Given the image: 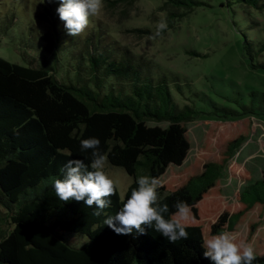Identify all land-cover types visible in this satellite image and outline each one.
I'll return each mask as SVG.
<instances>
[{
	"label": "trees",
	"instance_id": "trees-1",
	"mask_svg": "<svg viewBox=\"0 0 264 264\" xmlns=\"http://www.w3.org/2000/svg\"><path fill=\"white\" fill-rule=\"evenodd\" d=\"M107 1L116 8L135 0ZM245 2L257 9L264 6L260 0ZM31 3L0 0V15L4 13L0 28L20 26L19 9ZM58 3L42 4L40 16L49 27L43 33L45 49L58 60L63 48L83 40L78 56L87 86L59 81L47 60L35 67L0 58V207L11 225L0 228V264H214L204 256L202 244L208 236L231 231L238 241L254 242L264 221V168L262 178L253 183L247 168L228 163L250 137L256 111L246 108L250 116L211 122L192 163L159 182L170 165L183 164L191 149L187 126L191 116L178 107L165 77L156 79L130 61L122 62L116 49L105 55L111 38L102 22H90L85 39L81 33L69 35L56 12ZM164 4L181 18L201 2L164 0ZM180 8L186 11L178 12ZM243 43L250 66L264 70V39L255 42L244 36ZM110 77L121 82L114 84ZM88 137H98L109 164L133 178L124 198L137 187L136 177L148 174L159 182L160 202L168 205L165 216L175 213L176 201L187 203L186 239L169 241L149 225H142L143 232L116 233L103 221L123 203L118 188L99 216L93 214L95 205L56 196L52 180L61 178L66 161L92 159L91 149L80 150V140ZM224 170L238 190L236 202L223 194ZM251 211L258 217L242 225L243 216ZM76 238L83 241L77 243ZM253 264H264V253L256 254Z\"/></svg>",
	"mask_w": 264,
	"mask_h": 264
},
{
	"label": "rangeland",
	"instance_id": "rangeland-1",
	"mask_svg": "<svg viewBox=\"0 0 264 264\" xmlns=\"http://www.w3.org/2000/svg\"><path fill=\"white\" fill-rule=\"evenodd\" d=\"M47 1L31 0L29 8L19 9L20 26L8 30L5 26L0 28V58L35 67L44 65L47 60L59 81L86 87L82 57L78 56L85 46L83 40L80 44L71 43L68 49L63 48L58 60L45 49L43 33L48 32L49 27L40 13L44 12L42 4ZM197 1L201 2L199 6L179 18L172 15L175 11L167 7L164 0H135L116 8L109 7L108 1L103 0L101 11L91 17L90 22L100 21L107 27L111 40L105 55H113L116 49L122 62L130 61L156 79L165 77L174 101L192 118L187 123L191 149L185 161L182 166L170 165L159 182L166 180L169 172H178L192 163L211 122L236 121L250 116L246 108H253L256 114L251 118L250 137L235 151L228 167L236 163L251 168L255 183L262 177L259 167L264 166V159L258 166V163L253 164L252 158L258 150L264 158V70L250 66L243 41L244 36L255 42L264 39V6L257 9L254 5L248 6L245 0ZM259 3L264 4V0ZM162 18L168 27L159 37H154L156 24ZM85 31L86 28L81 39H85ZM109 80L114 84L121 82L116 77ZM114 87L120 94V86ZM106 170L118 182L120 196H125L133 178L108 161ZM220 179L224 196L229 202H235L236 187L229 183L226 170ZM256 217L258 215L251 211L243 216L241 224ZM9 222L0 207V228L11 229ZM76 241L83 240L76 238ZM251 244L256 254L264 253V221Z\"/></svg>",
	"mask_w": 264,
	"mask_h": 264
},
{
	"label": "clouds",
	"instance_id": "clouds-1",
	"mask_svg": "<svg viewBox=\"0 0 264 264\" xmlns=\"http://www.w3.org/2000/svg\"><path fill=\"white\" fill-rule=\"evenodd\" d=\"M102 7L103 0H59L56 12L66 32L75 36L85 30L90 18L98 15ZM167 27V21L160 19L153 36L159 37ZM99 145L98 137L81 139L80 150L91 149L92 159L88 163L79 158L67 160L61 168V178L52 180V187L60 200L75 199L88 206L95 205L93 214L98 216L104 214L111 204L109 197L115 193L118 183L106 170L107 156ZM135 182L137 187L131 190L127 198L121 195L122 205L114 215L105 214L103 223L118 234H128L134 229L143 232L142 225H149L169 241L186 239L188 232L183 221L190 211L187 203L176 201L173 205L175 213L165 216L168 205L160 202L158 180L142 174L136 177ZM202 246L205 249L204 256L209 257L214 264H253L256 258L252 244L238 241L231 231H220L208 236Z\"/></svg>",
	"mask_w": 264,
	"mask_h": 264
},
{
	"label": "crops",
	"instance_id": "crops-1",
	"mask_svg": "<svg viewBox=\"0 0 264 264\" xmlns=\"http://www.w3.org/2000/svg\"><path fill=\"white\" fill-rule=\"evenodd\" d=\"M250 150H251V149H250ZM258 155H259V156H258ZM247 157H248V155H247ZM247 157H246V158H247ZM250 157H251V156H250ZM246 158H245V159H246ZM252 158H253V160H254V163H253V164L256 165V163H258V166H260L259 164L262 163V159H264V158H262L261 153H260L259 150H258L257 152L254 153V155H253ZM256 160H257V161H256ZM181 166H182V165H181ZM263 168H264V166H260L259 169H258V172H262V171H263ZM248 169H250V173H251V177H252V171H251V168L248 167ZM258 172H257V173H258ZM261 178H262V177H261ZM261 178H260V179H261ZM260 179H259V180H260ZM257 181H258V180H257ZM252 182H253V180H252ZM234 190H235V189H234ZM235 191L237 192V193H236V197H237V200H236V201H238V199H239L238 190H235ZM225 198H226V197H225ZM226 200H227V199H226ZM227 201H228V200H227ZM236 201H235V202H236Z\"/></svg>",
	"mask_w": 264,
	"mask_h": 264
}]
</instances>
